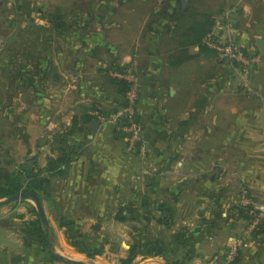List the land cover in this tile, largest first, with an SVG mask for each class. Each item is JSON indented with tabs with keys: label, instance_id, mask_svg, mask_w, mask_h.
<instances>
[{
	"label": "crops",
	"instance_id": "obj_1",
	"mask_svg": "<svg viewBox=\"0 0 264 264\" xmlns=\"http://www.w3.org/2000/svg\"><path fill=\"white\" fill-rule=\"evenodd\" d=\"M256 1L264 7V0ZM134 2L138 7L140 0ZM19 3L20 0H11V12L18 11V6L21 7ZM149 10L152 19L146 29L148 32H139L138 26L137 32H126L124 35L125 32H94L96 26H91V22L99 16L93 13V0L82 4L75 22H72L74 15L70 13L71 10L67 12L61 4H52L47 11L38 8L42 18L39 28L19 35L20 42L25 43L33 33L37 44L35 52H25L21 49L23 45L17 49L16 43L10 47L15 48L13 55H24V67L33 64L38 68L34 73L31 70L25 71L22 78L27 87H30L29 79L33 78V74L36 80L39 79L37 87L31 88L38 91L37 95L40 94L35 103L44 124L43 130L46 132L49 128L52 132L56 131L59 138L57 146L42 164L39 161V166L47 174L45 169L50 158H57L62 151H70L75 146L81 148L79 158L63 167V175L52 178L51 190L61 189L66 184L69 192L66 195L73 198L89 197L86 204L90 205L105 192L108 178L115 176L117 195L133 192L132 204L139 212H145L152 225L165 228V213L159 209L161 205L170 204L176 208L171 228L177 230L187 227L194 232L197 245L195 264H220L218 258L224 254L223 246H229V240H220L221 231L235 228L231 227L233 223L230 218L237 213L240 216L238 205L229 206L224 192L218 188L206 192L203 190L192 202L193 221L186 223L182 220L179 224L177 218L182 211L179 205L188 188L187 183H198L203 179L200 173L188 172L177 179L173 177L176 171L172 170V166H183L188 154L189 164L194 169L205 163L215 164L211 160L213 158L229 165L232 163L229 157L233 158L230 151L242 163H252L255 159L252 150L255 147L264 149V99L262 102L248 100L238 89L228 61L218 52H205L200 45L190 44L192 39L188 40L187 36L193 32L192 27L204 22L217 11V7L206 5L204 0H154ZM31 11L27 14L28 18L31 17ZM132 14L136 15L134 18L140 23V8L138 10L134 7ZM106 17L107 12L104 11L101 20L104 21ZM259 20L261 28L258 32L261 34L254 41L248 40L246 46L249 52L259 51L262 54L263 62L256 70L255 82L264 86V49L256 43L257 39H264V10L259 14ZM79 23L83 24L81 28ZM141 36L142 47L139 46ZM56 39H62L65 43L55 44ZM128 42L131 45L130 54L121 48ZM132 53L140 61L141 95L137 104L138 113L144 125L150 159L157 171L151 182L139 183L136 188L130 189L126 182L128 179L120 171L121 165L124 167V148L122 143L113 140L120 136L105 134L106 129L102 125L93 132L90 126L92 119L87 122L85 117L94 104L102 103L110 109L124 104L125 96L117 78L109 75L99 62L106 60L110 65L127 63L133 57ZM20 61L12 64L24 65ZM48 76L57 87L51 95L43 90V81ZM64 77L67 86L59 87L61 85L56 83ZM65 107L70 113L68 123L72 125L61 138L55 129L61 108ZM52 116H57L56 121L51 119ZM49 122L50 126L46 127ZM257 135L260 140L258 144L255 141L258 140ZM214 151L216 153L213 156ZM220 172L222 170H219L218 175ZM125 174L128 175L127 172ZM72 181L77 185H71ZM23 204L27 205V208L23 207L24 212H17L14 207L0 213V264H41L42 260L53 264L56 261L46 257L35 230L30 227V223L37 219L31 202L17 201L6 205ZM101 206L97 208L98 212ZM13 212L18 214L12 216ZM213 223L215 226L210 227ZM64 234L59 240L67 247ZM229 235L233 236L234 232ZM258 236V239L252 240L244 256L242 253L240 264H264V232Z\"/></svg>",
	"mask_w": 264,
	"mask_h": 264
},
{
	"label": "rangeland",
	"instance_id": "obj_2",
	"mask_svg": "<svg viewBox=\"0 0 264 264\" xmlns=\"http://www.w3.org/2000/svg\"><path fill=\"white\" fill-rule=\"evenodd\" d=\"M23 1L24 0H20L18 5L21 4V7L18 6L17 8L21 13H17L18 11L11 12L12 5L9 4L11 0H0V167L2 170H7L9 172L15 170L20 164L34 156H38L39 161L42 164V162H44V160L50 155V152L53 151V148L57 146V139L59 140L57 134H55L56 131L52 132L48 128L47 131L44 132V124H42V118H40L41 116L38 114V105L35 103L37 96L40 94L37 95L38 91L35 92L31 87H27L22 78L25 71L31 70L34 73L38 68H35V65L33 64H28V67H24L26 65L24 55H13L15 48L10 47H14L16 43L17 49H19L18 46L21 48L23 45L24 48L21 49L25 50V52L29 51L32 54L35 52L34 49L37 44L33 33L30 35L31 37H28V40H26L25 43H23V41L20 42L21 39L19 38V35L22 32H27V30L31 32L39 28L42 18L38 12V8L47 11L52 4H61L67 12H70L71 10L70 13L74 15L72 17V22H75L78 18L77 14L82 8V4H85L88 0ZM153 1L154 0H140V4H138L137 7L134 0H93V13L99 17L91 22V26H96L94 32H125L124 35H126V32H137L138 26L139 32H148L146 29L152 19L149 9ZM204 2L210 7H217V11L212 13V16H214L215 19L222 18L224 13H228L235 5H237L238 11L232 13V17L230 16L228 20V22L231 23V26L226 27L227 23H223L222 27L217 28L216 33L223 37L233 36L236 43L240 45L248 55L259 54L262 57V54L259 51L249 52V48L247 49L246 46L248 40L254 41V38L261 34V32H258L261 28L259 14L262 13L264 7L260 2H257L256 0H204ZM134 7L138 8V10L140 8L141 14L139 16L142 17L140 23L136 22L134 18L136 15L132 14ZM30 10H32L30 13L32 18L27 17ZM104 11L107 12V17L102 21L101 19L104 16ZM27 18L28 20H25ZM78 25L79 27L83 26V24L80 23ZM142 39L143 37L141 36L140 47L143 45ZM64 43L65 42H63L62 39H56L55 42V44L58 45H63ZM128 43H122L123 45L121 48L125 49L126 52L130 54L131 52L129 51H131V45L130 42ZM40 45L42 44L40 43ZM134 55L136 54H131L132 58L129 62L116 65L127 67L132 60H136L139 66V58L136 57L137 55ZM220 56L227 61V58L222 55ZM19 59L22 60L20 62L24 65L21 63L20 66L12 64ZM261 62L263 61L261 60ZM99 64L106 69L107 73L109 69L116 67L115 64H108L106 60H102ZM259 65H261V63ZM259 65L251 74L253 86L257 89H254V91H247L241 86L240 72L229 64L235 74L238 89L248 98V100H259L262 102L264 99V86L261 83L255 82V73ZM105 66L110 68L108 69ZM65 80L66 77H64L63 80L61 79V81H58L56 84H60L61 86L59 87L67 86ZM54 82L55 81L53 79L51 80L49 76L43 81L44 93L51 95L53 89H57V87L53 85ZM97 105H99V108H93L91 106L93 109L90 108L91 110H89V113L95 117L99 125L105 127V134L115 136V128L116 131H119L120 135L118 136L120 137H114L115 139L113 140L122 143V147L124 148L122 151L124 156V167L121 165L120 171L122 176L124 173L125 177L128 179L126 181L127 186L132 189L136 188L139 183L143 184L151 182L156 176L157 168L150 159V153L148 150L149 146L144 135V127L142 128V134L145 138L146 152L141 154L138 149L129 150L128 147L131 142L130 134L124 130L118 129L116 125H114V122H107L105 124L99 122L97 117L93 115L96 110H102L104 113L110 114L120 109L121 106H116L115 108L110 109L105 107L102 103H97ZM61 110L63 113L60 112L61 116L59 117V122L55 130H57L58 135L62 138L72 124L68 123L70 121V113L67 112L66 107L61 108ZM51 119L56 121L55 119H57V116H52ZM49 126L50 122L46 127ZM256 138L258 140L255 139V141L257 142L256 144H258L260 141L259 136L257 135ZM115 142L113 144H115ZM252 152L254 153L253 157H255V159L252 160V163L250 161L242 163L243 161L237 159L232 151H230L233 158L229 157L232 160V163L229 165L224 164L223 161L217 162L216 158H213L211 160H214L215 164L205 163L200 166H195L194 169V167L189 164L190 154L188 153L187 157H185L186 160L183 166L176 164L173 165L172 170L176 171L173 172V177H176L177 179L182 178L183 174H186V172L193 174L200 173L202 174L203 179L202 182L187 183L188 188L186 189L182 203L179 205V207L182 208V211L177 218L179 224L182 220L186 223H191L193 221L194 217L192 216L194 215V204L192 202L194 201V198L198 196V194L203 193V190L206 192L211 188H218L221 192H224L229 206H233L234 204L243 206L246 201L247 203H250V205H253L256 210L261 212V215H264V149L259 150V148L255 147ZM215 153L216 152L214 151L213 156ZM208 154L206 155L208 156ZM227 154L231 156L228 152ZM235 154H238V151H235ZM238 158L242 159L243 157ZM113 164L116 166V163L113 162ZM143 168H147L148 173H143ZM219 170H222V172L218 175ZM125 172H127L128 175H126ZM114 183L115 176L108 178L106 184L107 189L101 197H97L95 202H92L90 205L86 204L90 199L89 197L73 198L66 195V193H69L66 184L61 189L56 188L51 190L53 199H45L43 203L49 218L50 231L55 238L53 245L57 251L69 258L93 262L94 264H123L122 259L128 256V250L139 233L137 227L140 228L144 224L141 220L144 214L139 216L138 213H136L131 220L127 221H121L116 218V212L119 205L127 208L128 204L132 203L133 192L118 196ZM74 184L75 181H72L71 185L74 186ZM73 186H71L72 191ZM31 204L35 207L34 202H31ZM101 204L103 206H101V210L98 212L97 208H99ZM6 206L0 208V213H2L3 210L14 207L17 208V212H24L25 209L23 207L27 208L26 204L21 206ZM17 212H13L12 216L17 215ZM124 214L128 216L130 215L128 210H125ZM248 214V217L251 218L250 212ZM34 215L36 218H39L38 213ZM231 217L230 222L233 223L231 227L233 226L235 228L228 227L231 228V230L229 229L227 232L221 231L220 240L222 242L229 240V246H227V244L226 246L222 245L225 247V251L224 254L218 258L221 262L220 264H225L227 262V258L235 242L234 240L237 237L243 234L245 236L243 243L238 250V255L241 252L244 256L249 249L252 240L258 239V235L262 233H258L259 231H257V226L260 225V223L249 233L247 230L252 226V220L250 221V218H241V216H238V213L236 215L233 214ZM61 218L69 223L71 227L70 233L75 236L74 238L76 241L91 243L93 246H99L102 242H106L104 254L89 257L85 252L80 251L77 247L72 245L70 241L68 242L69 239L67 232L60 226L59 220ZM97 225L99 228H96ZM231 232H234V235L229 237V233ZM62 233H65L64 235L69 247L62 245L61 240H59ZM94 237L96 240L91 242L90 238ZM41 262V264H47L45 260H42ZM53 264L67 263L57 260ZM130 264H166V262L161 256L137 255Z\"/></svg>",
	"mask_w": 264,
	"mask_h": 264
},
{
	"label": "trees",
	"instance_id": "obj_3",
	"mask_svg": "<svg viewBox=\"0 0 264 264\" xmlns=\"http://www.w3.org/2000/svg\"><path fill=\"white\" fill-rule=\"evenodd\" d=\"M215 25L214 16H208L204 22H199L192 27L193 32L191 35L187 36L190 44H198L202 51H213L218 52L215 48L206 42L207 34L212 31ZM33 74V78L29 79L30 87H37L39 79L36 80ZM116 80V79H115ZM118 84L121 86V92L125 96L129 88V84L125 79H117ZM93 108H99V105L94 104ZM91 108V109H93ZM89 109V110H91ZM136 120L141 124L140 116L138 113V107L135 114ZM86 121L89 122L91 119H95L90 113L85 117ZM123 121H127L124 118ZM143 125V124H142ZM144 127V126H143ZM114 132L117 135L119 131ZM81 147V146H80ZM81 148L74 147L70 151L64 150L61 152L60 156L57 158H50L48 161L47 174L43 173V169L39 166L38 156H34L28 159L26 162L20 164L15 170L9 172L7 170H2L0 167V199L8 197L20 191H31L37 193L41 200L53 199L51 188L53 186L52 178L54 176L63 175V167L69 166L73 161L77 160L81 155ZM176 201L178 199L175 198ZM145 202L148 203L147 200ZM34 213L37 214L35 207L32 208ZM164 214V225L165 228H160L159 226L152 225L145 214V212H139L132 203L128 204L125 208L120 205L116 212V218L121 221L131 220L133 215L138 213L139 216H144L141 220L144 222L142 227H137L139 233L137 234L136 240L131 244L128 250V256L122 259L123 264H130L137 255L144 256H161L164 258L166 264H194V259L196 255V237L193 231L189 230L187 227H182L177 230H173L171 227L174 224L173 218L175 217L177 210L174 206L161 205L159 207ZM241 217H247L248 219L250 208L245 206H237ZM128 210L130 215L124 214V211ZM138 210V212H136ZM251 216V215H250ZM146 217V218H145ZM253 220L251 216L250 221ZM60 225L66 228L69 241L72 245L77 247L80 251L85 252L89 257H94L96 255L104 254L106 242H102L99 246H93L91 243H83L81 241H76L75 236L70 233V225L63 218L60 220ZM215 226L214 223L210 226ZM30 227L35 230L37 240L42 247V250L46 257L50 261H57L53 255V244H52V232L47 231L46 226L43 224L40 218L32 221ZM258 233L264 232V218L261 220L260 225L257 226ZM96 238H90V241H95ZM242 261V253L240 252L235 259L229 263L225 264H240Z\"/></svg>",
	"mask_w": 264,
	"mask_h": 264
},
{
	"label": "built area",
	"instance_id": "obj_4",
	"mask_svg": "<svg viewBox=\"0 0 264 264\" xmlns=\"http://www.w3.org/2000/svg\"><path fill=\"white\" fill-rule=\"evenodd\" d=\"M238 11V6L235 5L231 11L224 13L222 18L215 19V25L206 36V42L215 48L218 53L225 58L229 64L236 68L241 74V86L247 91H254L253 82L251 80V74L255 68L261 63L262 57L259 54L248 55L241 47L236 43L233 36L223 37L216 33L217 28L222 27L223 23H227V26H231V23L228 22L229 17H232V13ZM138 63L136 60H132L130 65L127 67L116 66L115 68L109 69L108 73L117 79H125L129 88L125 95L126 105H122L120 109L114 111L113 113L106 114L102 110H96L93 115H95L99 122L107 123L114 122V125L118 129L124 130L130 134V144L128 149H138L141 154L146 152V143L145 138L142 134L143 125L136 120L135 114L137 111L138 100L141 95V83L139 80L138 72ZM123 68V69H122ZM124 118H127V121H123ZM143 173H148L147 168H143ZM249 204V205H248ZM245 207L250 208V215L253 217L251 221V228L247 232H252L253 228L261 222L264 215H261V212L256 210L253 205L245 201ZM245 236L244 234L237 237L234 241V244L231 248L230 254L227 258V263L233 261L238 255V250L241 244L243 243Z\"/></svg>",
	"mask_w": 264,
	"mask_h": 264
},
{
	"label": "water",
	"instance_id": "obj_5",
	"mask_svg": "<svg viewBox=\"0 0 264 264\" xmlns=\"http://www.w3.org/2000/svg\"><path fill=\"white\" fill-rule=\"evenodd\" d=\"M185 2V0H183ZM257 45L259 46V48L264 49V39H257L256 40ZM124 106L126 105V103L123 104ZM90 126L93 132H96L97 129L99 128V123L97 122L96 119H92L90 122ZM17 201H31L34 202L35 207L37 209V213L39 218L42 220L43 224L46 226L47 231H50V222H49V218L47 216L45 207L43 205V201L41 200L40 196L35 193V192H31V191H20L17 192L15 194H12L8 197H5L3 199H0V206L6 205V204H10L12 202H17ZM96 228H99V226L97 225ZM52 238V244L55 241V238L53 235H51ZM53 255L54 257L59 260V261H63L67 264H94L93 262H86L83 260H75L72 258H69L67 256H65L64 254H62L61 252L57 251L53 245Z\"/></svg>",
	"mask_w": 264,
	"mask_h": 264
}]
</instances>
